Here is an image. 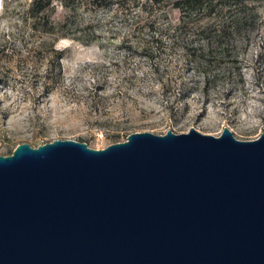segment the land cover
<instances>
[{
	"label": "water",
	"instance_id": "obj_1",
	"mask_svg": "<svg viewBox=\"0 0 264 264\" xmlns=\"http://www.w3.org/2000/svg\"><path fill=\"white\" fill-rule=\"evenodd\" d=\"M0 264H264V134L18 144L0 155Z\"/></svg>",
	"mask_w": 264,
	"mask_h": 264
},
{
	"label": "rangeland",
	"instance_id": "obj_2",
	"mask_svg": "<svg viewBox=\"0 0 264 264\" xmlns=\"http://www.w3.org/2000/svg\"><path fill=\"white\" fill-rule=\"evenodd\" d=\"M172 1L150 16L141 13L140 24L156 22L129 38L118 29L114 10H94L80 0L69 12L54 0L51 20L68 15L76 40L33 30L27 14L32 0H0V155L21 143L66 139L98 150L138 132L193 128L219 136L226 127L243 141L264 134V0L250 1L256 17L250 31L227 46L213 44V60L225 63H212L206 72L205 63L191 62L181 39L166 34L167 24L179 19ZM55 57L60 68L52 66ZM206 73H224L226 83L208 89L194 84ZM44 83L52 88L47 94Z\"/></svg>",
	"mask_w": 264,
	"mask_h": 264
},
{
	"label": "trees",
	"instance_id": "obj_3",
	"mask_svg": "<svg viewBox=\"0 0 264 264\" xmlns=\"http://www.w3.org/2000/svg\"><path fill=\"white\" fill-rule=\"evenodd\" d=\"M87 6L94 10L109 12L114 10L115 18L120 20L122 24L118 28L126 29V36L129 38L141 29L152 28L155 20L141 23L140 14H150L159 8L165 0H85ZM252 0H173L172 8L179 12V19L175 25L167 24L166 34L168 37L181 39L182 48L191 56V62L198 67H202L201 63H205L201 71L208 69L212 63L218 65L225 63L215 59L213 53V44L217 47L228 45L237 36L247 33L255 26V14L250 4ZM54 0H32L27 14L31 21V28L39 31L44 35L56 36L57 38H73L78 40L76 29L73 28L67 15L61 21L51 20V7ZM62 6L71 11H75L80 0H61ZM132 20L131 23L123 24L125 21ZM141 25V26H140ZM95 40L91 37L83 43L88 44ZM198 41L203 44L195 46ZM60 57H55L51 61L53 68H60ZM235 63V59H232ZM56 64V65H55ZM51 70V69H50ZM49 72V71H47ZM49 76V75H47ZM59 77V73L51 76L54 80ZM194 84L202 83L205 89L214 86L218 81L221 84L226 83L224 73L220 74H204L199 75ZM201 77V78H200ZM201 79V80H200ZM45 93H49L52 89L47 83L43 84ZM191 89V88H190ZM186 92L184 88L181 90Z\"/></svg>",
	"mask_w": 264,
	"mask_h": 264
}]
</instances>
